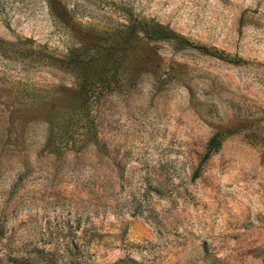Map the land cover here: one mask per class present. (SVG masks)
I'll list each match as a JSON object with an SVG mask.
<instances>
[{"label":"rangeland","instance_id":"1","mask_svg":"<svg viewBox=\"0 0 264 264\" xmlns=\"http://www.w3.org/2000/svg\"><path fill=\"white\" fill-rule=\"evenodd\" d=\"M0 264H264V0H0Z\"/></svg>","mask_w":264,"mask_h":264},{"label":"trees","instance_id":"2","mask_svg":"<svg viewBox=\"0 0 264 264\" xmlns=\"http://www.w3.org/2000/svg\"><path fill=\"white\" fill-rule=\"evenodd\" d=\"M131 23L132 24L130 30H132L133 32H140L141 34L149 38H175L177 41H180L181 44L186 43L191 46L198 45L193 44V42L186 39L181 34L168 30L161 24H158L153 21H147L145 19L139 18L138 16H135L133 22ZM197 47H199V49L207 55L214 56L228 62L235 61L234 59L230 58V56L226 54L223 50L214 47H209L206 45H199ZM222 139L223 137L221 133H216L209 138L205 146V153L202 158L203 160H206L211 154L218 150V148L221 146ZM197 172L198 171L195 172L194 176L198 175Z\"/></svg>","mask_w":264,"mask_h":264}]
</instances>
